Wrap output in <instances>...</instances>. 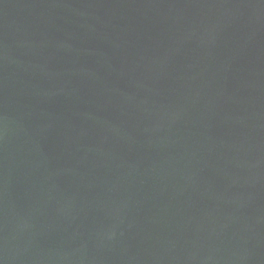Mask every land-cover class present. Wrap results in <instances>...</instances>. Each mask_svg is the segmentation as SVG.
<instances>
[{
    "label": "water",
    "instance_id": "water-1",
    "mask_svg": "<svg viewBox=\"0 0 264 264\" xmlns=\"http://www.w3.org/2000/svg\"><path fill=\"white\" fill-rule=\"evenodd\" d=\"M0 264H264V0H0Z\"/></svg>",
    "mask_w": 264,
    "mask_h": 264
}]
</instances>
